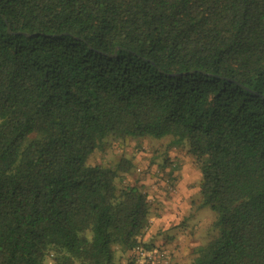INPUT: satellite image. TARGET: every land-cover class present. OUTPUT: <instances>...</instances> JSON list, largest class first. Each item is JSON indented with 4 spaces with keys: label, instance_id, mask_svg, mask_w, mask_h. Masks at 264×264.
I'll return each mask as SVG.
<instances>
[{
    "label": "trees",
    "instance_id": "1",
    "mask_svg": "<svg viewBox=\"0 0 264 264\" xmlns=\"http://www.w3.org/2000/svg\"><path fill=\"white\" fill-rule=\"evenodd\" d=\"M166 136L216 217L186 264H264V0H0V264L144 246L133 164L92 159Z\"/></svg>",
    "mask_w": 264,
    "mask_h": 264
},
{
    "label": "rangeland",
    "instance_id": "2",
    "mask_svg": "<svg viewBox=\"0 0 264 264\" xmlns=\"http://www.w3.org/2000/svg\"><path fill=\"white\" fill-rule=\"evenodd\" d=\"M172 137L166 136L160 140L152 139L149 137L140 139H127L124 142H114L112 146L107 145L102 151H98L92 159L96 164L104 163L115 165L120 158L129 160L134 168L132 172L125 177L126 183L136 182L143 185L144 191L147 194V203L150 209V219L148 221V228L158 218L161 219L165 213V206L161 201H157L158 192L163 193L164 199L169 203L166 204L173 219L169 222V232L171 235L166 237L161 236L162 229L157 230V241L153 239L150 242L142 243L147 248L162 249L168 260V264H186L191 261L194 249L197 246L203 245L206 241L207 234L213 232L209 230L215 220V214L209 207L199 208L198 196L194 197L192 192H195L198 186V180L193 181L188 192L192 196L186 198L184 194L179 193L175 183L176 177L173 178V173L165 171L168 163L164 161L165 158L170 159L168 156L173 155V159L180 161V168L174 167V171H181L182 167L192 166L193 170L197 172V167L193 159L187 153V145L182 144L179 146L171 145ZM192 170V169H191ZM173 171V172H174ZM190 171V170H189ZM159 184V186H158ZM169 184L170 196L164 189ZM160 185H163L162 187ZM161 187L159 190L158 188ZM167 190V188H166ZM174 198V202L172 201ZM180 198V199H179ZM182 199V200H181ZM159 200V199H158ZM160 232V233H159ZM127 252V251H126ZM117 259H125L127 264H133L129 256L126 257L124 252H116Z\"/></svg>",
    "mask_w": 264,
    "mask_h": 264
},
{
    "label": "crops",
    "instance_id": "3",
    "mask_svg": "<svg viewBox=\"0 0 264 264\" xmlns=\"http://www.w3.org/2000/svg\"><path fill=\"white\" fill-rule=\"evenodd\" d=\"M168 157H169V159L171 158L170 159V163H168V166H163V167H166L165 168L166 172L168 171L169 173H171V171H172L173 178L176 177V180H174L173 182L175 183L176 188H178L179 193L184 194L186 198L192 196V194H194V197L195 196H199V183H200V179H201L200 172L198 170H197V172L194 171L192 166H186L187 167L186 169H184L182 167L181 171H174V169H175L174 167H176V168H180L181 167V166L179 167V165H180L179 162L182 161V160L177 161V160L173 159V155L172 156L170 155ZM196 180H198V182H197L198 186L196 187L195 192L194 193L192 192V194H191V192H188L187 190H189V188L191 187V184L193 183V181H196ZM158 186H159V184H158ZM160 186L162 187L163 185H160ZM161 187H159L158 189L160 190ZM166 188H167V190H166ZM166 188L164 187L165 191L166 192L168 191L169 193L168 192L167 193L170 195L169 184L166 185ZM162 195H163V193H161L159 191L158 192V196L156 195V197H157V201L158 202L161 201V203L165 206L164 207V208H166V209H164L165 213L163 214V217L161 219L158 218L157 220H155V222L152 224V226H150L148 228V231L146 232V235L144 237V242H146V243L147 242L152 243L151 241L153 239H156L157 241H159L158 239L161 236L166 237L168 235H171L170 234L171 232H169V227H170L169 226V222L171 221V219H173V216L171 217L170 214H166V212L170 211L166 207V204L169 203V202L166 201L167 199H164V197ZM170 196H173V195H170ZM172 201L174 202V198H172ZM159 229H162V232H161L162 235L157 238V232H158L157 230H159ZM124 253H125L126 257L129 256V251L124 252ZM115 264H116V261H115ZM117 264H127V263H126L125 259H123V258L119 259L118 258L117 259Z\"/></svg>",
    "mask_w": 264,
    "mask_h": 264
},
{
    "label": "built area",
    "instance_id": "4",
    "mask_svg": "<svg viewBox=\"0 0 264 264\" xmlns=\"http://www.w3.org/2000/svg\"><path fill=\"white\" fill-rule=\"evenodd\" d=\"M129 258L133 264H168L167 256L162 249L142 245L133 247L129 251Z\"/></svg>",
    "mask_w": 264,
    "mask_h": 264
}]
</instances>
